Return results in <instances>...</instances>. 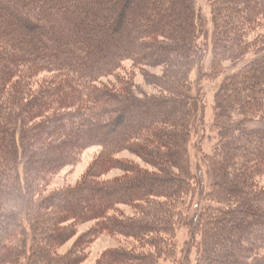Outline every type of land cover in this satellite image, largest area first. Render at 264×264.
<instances>
[{
  "label": "trees",
  "instance_id": "16d2710c",
  "mask_svg": "<svg viewBox=\"0 0 264 264\" xmlns=\"http://www.w3.org/2000/svg\"><path fill=\"white\" fill-rule=\"evenodd\" d=\"M209 4L207 36L193 0H0V264H82L102 235L138 245L94 264H264V0ZM124 60L161 69L142 74L156 95L101 83ZM206 79H221L208 152L194 139ZM90 148L82 178L50 189Z\"/></svg>",
  "mask_w": 264,
  "mask_h": 264
},
{
  "label": "rangeland",
  "instance_id": "374dc122",
  "mask_svg": "<svg viewBox=\"0 0 264 264\" xmlns=\"http://www.w3.org/2000/svg\"><path fill=\"white\" fill-rule=\"evenodd\" d=\"M194 2V8L196 12H199L202 17L207 21L206 22V32L207 36L211 33L212 27L210 24V14L212 7H210L209 0H193ZM260 23L261 26H264V16L260 17ZM204 38V37H203ZM201 42L204 44V40H201ZM206 56H209V54H206ZM250 53L246 56V61L250 59ZM204 65L208 66V61L205 58V61L203 63ZM144 73H150L154 75H160L161 74V69H151L147 68L145 66H135L132 64V62L124 60L121 62L120 67L116 69V71L109 77L106 76L105 78H102L101 83H103L105 86L108 87H113L112 85H116L117 82H115L114 78L119 77V79L122 78H129L133 82V86L135 89V92L139 97L143 95H156L158 93V89L153 87L152 85H148L145 83L142 74ZM44 75V74H42ZM41 75V76H42ZM197 75V72L191 71L190 73V79L195 77ZM38 76V77H41ZM221 79L216 81V82H211L210 80L206 79L201 81V86L203 89V100H202V113H203V123H201L200 129L196 133L198 136L195 137L194 139L201 142L202 150L204 152H208L209 149L213 146V144L216 142V136L217 133L212 127V119L214 115L213 111V94L216 91ZM200 139V140H199ZM98 148H90L87 151H85L81 158L79 163L74 167V168H65L57 177L53 179L51 182L50 189L54 188H61L65 186H73L75 185L83 176V174L86 172L88 165L91 163L93 160L94 156L98 152ZM192 163L193 165L198 164L199 162L197 161L195 155L192 154ZM118 159L122 160H131L134 161L141 166V162L139 161L138 158L135 156L131 155L128 152H123L120 153L117 156ZM144 167V166H143ZM200 167V166H199ZM148 168V167H146ZM198 180L200 181V187L194 186V191L192 195H188L185 199V204H184V210L188 211L189 213H192L194 210V203L197 202V199H200V201H204L202 199V196L204 193L201 191V182L204 185L205 184V175H204V170L202 167L197 169L196 171ZM121 172L118 170H114L112 172L107 173L105 176L102 177V179H112L114 177L120 176ZM264 183V179L262 180ZM200 207V205H199ZM117 215L123 216V217H132V211L128 207L124 206H118L117 207ZM92 224H84V225H79L76 227L78 235L81 233H84L87 231V229L91 226ZM186 235L184 232H180L175 240H177L179 245H182L183 241H185ZM75 237L72 238L69 242H67L65 245H63L59 250V254H64L70 245L74 242ZM138 243L135 241L125 239L120 236H115V237H107V236H100L98 237L87 249H85V254H86V259L82 264H94L95 260L97 257L104 251L110 248H125V249H136V246ZM177 259L174 258L168 262H164L163 264H176Z\"/></svg>",
  "mask_w": 264,
  "mask_h": 264
}]
</instances>
